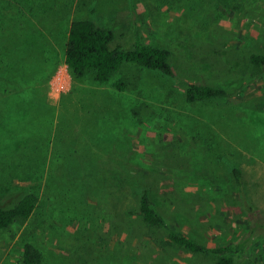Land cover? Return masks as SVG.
<instances>
[{
	"label": "rangeland",
	"instance_id": "rangeland-1",
	"mask_svg": "<svg viewBox=\"0 0 264 264\" xmlns=\"http://www.w3.org/2000/svg\"><path fill=\"white\" fill-rule=\"evenodd\" d=\"M74 20L112 31L111 48L139 35L168 49L174 75L126 65L51 95ZM252 55L264 57V0H0V197H37L0 234V264H21L26 244L44 264H214L139 224L145 191L172 228L264 264V72ZM124 78L135 83L119 91ZM187 84L230 95L191 104Z\"/></svg>",
	"mask_w": 264,
	"mask_h": 264
},
{
	"label": "trees",
	"instance_id": "trees-1",
	"mask_svg": "<svg viewBox=\"0 0 264 264\" xmlns=\"http://www.w3.org/2000/svg\"><path fill=\"white\" fill-rule=\"evenodd\" d=\"M113 41L112 31L99 28L92 21H72L67 32L64 59L70 68L73 79L81 80L88 74H92L97 82L103 84L126 65L159 71L168 76L174 75L171 66L172 53L168 49L144 43L139 35L130 49L111 48L110 44ZM249 62L251 66L264 72L263 56L252 55ZM134 83H130L124 78L116 82L114 86L119 91H126L131 89ZM229 95L226 90L209 85L187 84L185 88L186 101L191 104ZM235 176L241 184L239 170H235ZM139 199V210L137 211L139 224L156 231H164L167 233L170 243L188 253L209 258L214 264H237L233 256L236 249L233 246L208 248L187 237L181 231L172 228L159 213L147 191L143 192ZM36 206L37 197L34 194L22 195L9 201H4L0 197V234L8 230L14 223L28 220ZM255 229L257 232L264 230V224L257 223ZM21 264H44L41 252L34 245L26 244L23 248Z\"/></svg>",
	"mask_w": 264,
	"mask_h": 264
},
{
	"label": "built area",
	"instance_id": "built-area-1",
	"mask_svg": "<svg viewBox=\"0 0 264 264\" xmlns=\"http://www.w3.org/2000/svg\"><path fill=\"white\" fill-rule=\"evenodd\" d=\"M72 79L73 78L70 72V68L66 63H64L56 73V76L52 83L51 95L58 96L65 92L66 89L69 88Z\"/></svg>",
	"mask_w": 264,
	"mask_h": 264
}]
</instances>
